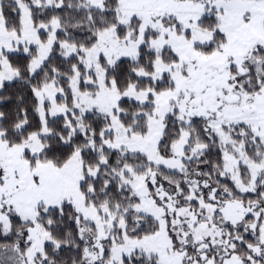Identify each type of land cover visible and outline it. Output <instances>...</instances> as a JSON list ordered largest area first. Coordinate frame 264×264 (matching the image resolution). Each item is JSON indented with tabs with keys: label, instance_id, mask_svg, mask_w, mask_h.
I'll return each instance as SVG.
<instances>
[{
	"label": "snow or ice",
	"instance_id": "1",
	"mask_svg": "<svg viewBox=\"0 0 264 264\" xmlns=\"http://www.w3.org/2000/svg\"><path fill=\"white\" fill-rule=\"evenodd\" d=\"M0 264H264V0H0Z\"/></svg>",
	"mask_w": 264,
	"mask_h": 264
}]
</instances>
